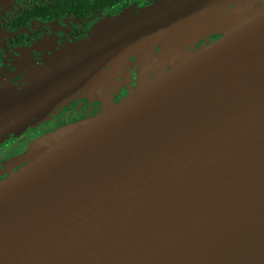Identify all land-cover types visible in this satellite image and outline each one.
<instances>
[{"label": "water", "instance_id": "95a60500", "mask_svg": "<svg viewBox=\"0 0 264 264\" xmlns=\"http://www.w3.org/2000/svg\"><path fill=\"white\" fill-rule=\"evenodd\" d=\"M190 29L189 46L220 38L188 51L177 35ZM172 40L171 62L98 116L35 141L0 182V264H264L254 0H159L105 20L0 108V138L105 62Z\"/></svg>", "mask_w": 264, "mask_h": 264}, {"label": "flooded vegetation", "instance_id": "af4514ba", "mask_svg": "<svg viewBox=\"0 0 264 264\" xmlns=\"http://www.w3.org/2000/svg\"><path fill=\"white\" fill-rule=\"evenodd\" d=\"M158 1L0 0V108L29 87L35 74H40L57 56L68 54L70 46L87 38L102 22L126 11L137 13ZM254 1L264 6V0ZM219 38L218 34H207L205 38L195 41L188 50L197 51L210 46ZM136 87L135 82L114 101L96 103L93 110L86 108V105H92L90 100L77 98L74 104L69 103L66 108L57 109L46 122L32 118L28 132L19 133L14 138L8 136L3 139L7 136L3 135L2 140L0 138V182L21 167L16 166L17 162L35 141L98 116L104 109L120 103ZM4 115L11 117L7 112ZM56 121L59 123L57 129L51 125ZM10 128L5 127L3 131L8 132Z\"/></svg>", "mask_w": 264, "mask_h": 264}, {"label": "rangeland", "instance_id": "374dc122", "mask_svg": "<svg viewBox=\"0 0 264 264\" xmlns=\"http://www.w3.org/2000/svg\"><path fill=\"white\" fill-rule=\"evenodd\" d=\"M192 33H194V30L190 29L177 36L185 38L183 45L186 44V47H188L193 41V39L189 40ZM178 43V40H172L170 43L171 46L163 42L149 44L136 51L122 53L112 60L105 62L101 65L98 72L90 74L87 78L77 81L74 84L72 82L67 87H63L64 89H60V91L56 92L54 96L48 98L41 105L29 109V113L26 116L23 115L22 121L24 122L19 127L18 125L20 123H17L18 125L13 123V130L9 131L3 139L8 136H13L12 138H14L19 133L23 134L28 132L32 118L38 119L40 122L44 120L46 122L48 117L55 114L54 112L57 109L61 110L62 108H66L69 103L74 104L77 98L90 100L92 105H86V108H89L87 110L95 109L96 103L114 101L128 86L131 87L136 82L138 87L140 82L147 78L146 72L150 66L154 67L161 62H171L176 54V46L172 45ZM132 92L131 90L129 94ZM73 115L77 114L74 113ZM57 123L58 121L51 123V125H55L57 129L59 126V123Z\"/></svg>", "mask_w": 264, "mask_h": 264}]
</instances>
